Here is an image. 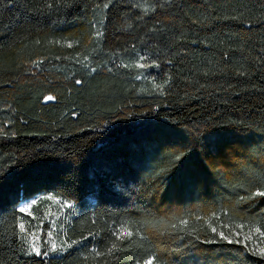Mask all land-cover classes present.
<instances>
[{
  "label": "trees",
  "instance_id": "1",
  "mask_svg": "<svg viewBox=\"0 0 264 264\" xmlns=\"http://www.w3.org/2000/svg\"><path fill=\"white\" fill-rule=\"evenodd\" d=\"M262 190L264 0H0V264H264Z\"/></svg>",
  "mask_w": 264,
  "mask_h": 264
},
{
  "label": "rangeland",
  "instance_id": "2",
  "mask_svg": "<svg viewBox=\"0 0 264 264\" xmlns=\"http://www.w3.org/2000/svg\"><path fill=\"white\" fill-rule=\"evenodd\" d=\"M53 198V197H52ZM50 203H48L46 205V207H42V215L41 216H35L32 213V207L38 203V201H35L34 204H32V207L29 209L27 214H31L33 217H35V223L33 226H31V231H28V229H26V231L28 233H35V237L37 239H33L31 236H29V240L32 243H35L36 246L40 249V240H41V236L43 235V233L45 231H47V235L50 237V243L52 244L53 242L57 245V247L61 246L60 242L58 241L56 235L58 234V226L61 222L66 221L67 218V213H66V207L64 204H62L60 201L52 199L49 200ZM33 202V201H32ZM30 202V203H32ZM26 204H29L25 201H23L20 207L25 206ZM47 222V229H44V223ZM232 233V235H231ZM50 234V235H49ZM240 232L235 230V229H231V232L229 234V236H233V235H239ZM253 238V236L251 235V239ZM255 244L259 247V249H264V242L262 241V243L260 241H255ZM27 248L29 249V244L27 243ZM154 264V263H153Z\"/></svg>",
  "mask_w": 264,
  "mask_h": 264
},
{
  "label": "snow or ice",
  "instance_id": "3",
  "mask_svg": "<svg viewBox=\"0 0 264 264\" xmlns=\"http://www.w3.org/2000/svg\"><path fill=\"white\" fill-rule=\"evenodd\" d=\"M49 7H51V5H49ZM106 7H108L107 4H105V8H106ZM145 11H147V9H145ZM99 35H102V33H99V32H98V33H97V36H99ZM68 46L71 47L72 45L69 44ZM140 59H141V60H144L145 57H141ZM137 67H141V68H143V67H146V65H144V64H138ZM76 83L79 84V83H81V81L77 80ZM46 99H47V100H52V99H54V98L51 97V96H49V97H46ZM253 195H254V196L264 197V190H262V191H258V192H255ZM47 199L52 200L53 198H52V197H47ZM34 203H35V201H33L32 203L26 204V205L23 206V207H20V208H19V212H20V213H25V214H27L28 211H29V209L32 207V204H34ZM184 223H187V221H184ZM16 227L18 228V238L29 244L28 254H30V255H31V254H35L36 256H40V255H42L40 249L36 246V244H35V243H32V242L29 240V236H31L33 239H37V238L35 237V233H28V232L26 231V228H25V222H24L22 219L17 221V225H16ZM173 227H175V226H173ZM256 231H257V232H260V229L257 228ZM213 232H215V229H213ZM49 235H50V234H49ZM219 235L221 236L222 239H226L228 243H233V240L228 239V238L224 235V233L221 232V233H219ZM262 235H264V233H262ZM125 236L130 238V237L133 236V233H132L131 231H129L127 228H121V229L119 230V234L116 235V239H117V240H121L122 237H125ZM249 238H250V237H249ZM51 248H52L53 250H55V249L57 248V245L53 242V243L51 244ZM116 250H118V245H117L116 243H113L112 246L108 249V253L111 254V253H113V252L116 251ZM259 252H260V254H264V249H259ZM253 254H256V251H255V250L253 251ZM43 255H47V252L43 253ZM146 264H153V260L149 259L148 261H146Z\"/></svg>",
  "mask_w": 264,
  "mask_h": 264
}]
</instances>
